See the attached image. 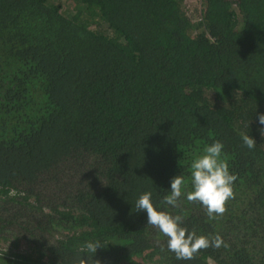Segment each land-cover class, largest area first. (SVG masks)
<instances>
[{"label": "trees", "instance_id": "obj_1", "mask_svg": "<svg viewBox=\"0 0 264 264\" xmlns=\"http://www.w3.org/2000/svg\"><path fill=\"white\" fill-rule=\"evenodd\" d=\"M66 2L0 0V263L76 264L99 240L101 264H264V0H201L195 20L185 0ZM216 140L226 212L163 210L228 247L177 260L135 203L160 206Z\"/></svg>", "mask_w": 264, "mask_h": 264}, {"label": "clouds", "instance_id": "obj_2", "mask_svg": "<svg viewBox=\"0 0 264 264\" xmlns=\"http://www.w3.org/2000/svg\"><path fill=\"white\" fill-rule=\"evenodd\" d=\"M259 124L264 125V114H259ZM264 136V127L259 129ZM244 145L249 149L256 147V140L245 134L242 136ZM224 144L216 140L203 149V154L196 156L190 165V179L178 175L171 180V190L160 201V206L154 204L152 193L144 192L135 203L136 211H146L147 225L152 226L167 238V249L173 252L177 260H193L201 250L210 247L227 248L228 244L220 235L213 237L197 235L195 230L189 231L183 226L184 216L172 214L163 210V206L179 208L181 198L188 203H199L206 209L209 219L222 216L227 203L235 198L234 182L237 175L229 170V163L224 153ZM189 183L192 190H187ZM106 247L101 241H89L81 246L80 256L76 264H101L94 259L97 250ZM87 254V258H85Z\"/></svg>", "mask_w": 264, "mask_h": 264}, {"label": "rangeland", "instance_id": "obj_3", "mask_svg": "<svg viewBox=\"0 0 264 264\" xmlns=\"http://www.w3.org/2000/svg\"><path fill=\"white\" fill-rule=\"evenodd\" d=\"M63 3L66 6V0H63ZM185 3L190 15H193L195 17L194 20L197 19V16L199 15L201 9V0H185ZM26 247L27 244L24 241H21V248L24 249Z\"/></svg>", "mask_w": 264, "mask_h": 264}, {"label": "water", "instance_id": "obj_4", "mask_svg": "<svg viewBox=\"0 0 264 264\" xmlns=\"http://www.w3.org/2000/svg\"><path fill=\"white\" fill-rule=\"evenodd\" d=\"M1 264V263H0Z\"/></svg>", "mask_w": 264, "mask_h": 264}]
</instances>
